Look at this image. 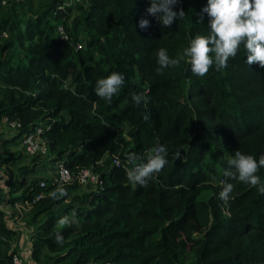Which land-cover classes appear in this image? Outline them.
Here are the masks:
<instances>
[{"label":"trees","instance_id":"obj_1","mask_svg":"<svg viewBox=\"0 0 264 264\" xmlns=\"http://www.w3.org/2000/svg\"><path fill=\"white\" fill-rule=\"evenodd\" d=\"M2 1L0 121L18 126L0 134L7 174H0V200L5 191L7 203L29 204L28 257L40 264H180L189 253L190 264H264V195L236 180L224 215L211 184L224 178L236 150L264 155V68L247 65L241 45L225 69L204 77L191 73L187 57L156 72L159 48L176 59L192 38L209 34L206 13L199 22L207 0H180L186 16L169 28L147 13L149 0H38L33 7L31 0ZM141 18L148 28L140 29ZM114 71L125 83L109 103L94 88ZM132 93L147 103L135 105ZM39 123L51 157L18 163L23 154L6 145ZM158 144L168 147L164 169L147 187L130 183L128 156L143 163ZM177 150L181 158L173 159ZM46 160H62L72 171L90 166L100 182L80 192L74 181L40 186L45 177H27ZM257 175L264 181V168ZM58 189L67 195L52 199ZM205 189L213 193L201 196ZM73 210L78 223L58 228ZM5 218L0 207V264H12L14 229Z\"/></svg>","mask_w":264,"mask_h":264},{"label":"clouds","instance_id":"obj_2","mask_svg":"<svg viewBox=\"0 0 264 264\" xmlns=\"http://www.w3.org/2000/svg\"><path fill=\"white\" fill-rule=\"evenodd\" d=\"M149 2L147 13L155 17L164 28L171 27L174 21H180L186 16L183 8H178L180 0H149ZM204 13L209 18V34L207 36L198 34L192 38L190 46L185 48L183 54L176 59L170 58L166 49L159 48L156 51L159 65L156 68L157 74H162L169 66L179 65L187 57L191 73L197 77H204L213 67L217 71L225 69L229 59L236 57L241 45L246 52L247 65L256 63L264 68V0H207V5L201 10L199 18L201 23ZM149 26L148 19L139 20L140 29ZM124 83V74L114 71L107 77L98 78L94 91L98 98L110 103ZM131 99L137 106L142 101L144 103L148 101L144 94L132 93ZM145 119H148V116H145ZM168 155L167 145L161 144L148 151L143 163H137L141 157L134 153L130 154L127 159L133 166L126 169L127 180L141 187H147L168 163ZM180 158L181 152L177 150L173 154V159ZM261 168H264V155L257 160L252 155L236 150L228 159V168L223 172L225 180L222 182V190L218 198L227 205L234 189V184L229 181L236 180L256 188L261 195H264V181L257 175ZM49 195L52 199H57L66 196L67 193L64 189H58ZM77 223L75 210L57 221L58 228L70 227ZM55 243L59 246L65 243L60 231L55 232ZM13 264H21V261L13 257Z\"/></svg>","mask_w":264,"mask_h":264},{"label":"rangeland","instance_id":"obj_3","mask_svg":"<svg viewBox=\"0 0 264 264\" xmlns=\"http://www.w3.org/2000/svg\"><path fill=\"white\" fill-rule=\"evenodd\" d=\"M74 1L82 2V0H65V2L67 4H72ZM37 2H38V0H31L32 7ZM6 4L7 3L2 1L0 3V9L3 8ZM18 12H21V11L18 10ZM126 128L127 127L125 126V129ZM15 132H16L15 127H11V126L7 125L5 122L0 121V134L1 135H4V136L11 135ZM6 148H8L10 150H13V149L20 150V152L23 155L17 159L18 163H27L31 159V155H27L22 151V146H21L20 140L16 141V143H13V144H7ZM0 153L4 154L2 152L1 147H0ZM45 155H46V158L51 157L50 153H46ZM45 155H43L42 158ZM35 160H37L39 162L40 159L35 158ZM54 163H55V161H50V160H46L45 164L37 163L34 167L35 168L34 172L32 173V175H29L27 178H30L32 176L39 177V178L45 177L46 175L48 176L50 171H51V168L54 165ZM9 166L12 170H14L15 164H11ZM5 170L6 169L4 168V165H0V174L2 176L7 175L5 173ZM224 180H225V177L224 178L221 177L219 180H217V181L214 180L211 183L214 187H216V191L218 192V194L222 190V182ZM229 182L234 184V188L236 187V181H229ZM3 187L5 190L6 187L5 186H3ZM92 187H93V185L88 184V183L81 184V185L79 184L76 187L75 191L80 192V191L86 190L87 188H92ZM212 193H213V191L211 189H205L202 192L201 196L205 197V196L212 194ZM6 197H7V195L4 191L2 194V198L0 200V207L3 209L4 215L6 216V218H5L6 225L8 227L14 229V234H12V237L9 239L10 243H9L8 252H18L22 256V258L24 260V264H40L36 261H32L28 257V254H29L28 238L30 235L31 226L25 222V216H26V213L28 211L27 204L25 203V201H22V200H15L12 203H7ZM220 205H221L222 213L224 215H228L229 210L227 208V205H225L223 201L220 202ZM195 232H197V228H196ZM191 261H192L191 255L189 253H187L184 256L182 262H180V264H190Z\"/></svg>","mask_w":264,"mask_h":264},{"label":"built area","instance_id":"obj_4","mask_svg":"<svg viewBox=\"0 0 264 264\" xmlns=\"http://www.w3.org/2000/svg\"><path fill=\"white\" fill-rule=\"evenodd\" d=\"M56 32L59 38L65 40L67 39V34L65 33L63 27L61 25L56 26ZM80 44H78L79 46ZM1 121L5 122L7 125L11 127L18 126V122L14 120H7L3 118ZM45 125L42 123L37 124L34 126L33 129L26 131L21 135L20 142L22 146V151L27 155H39L43 156L47 153V143L45 139L41 136L42 128ZM112 163L117 164V158L112 157ZM76 182L77 184H94L99 183L100 180L98 178L97 172H94L90 166L80 167L75 171L70 170L62 160L55 161L53 167L49 175L45 176V179H40L38 181V185L45 186L50 184L52 186H59L63 184H67L70 182ZM41 194L40 191L34 194V198L38 197ZM27 206L29 204L25 201ZM10 259L13 264V257L18 258L21 261V264H24V260L22 256L18 252H9Z\"/></svg>","mask_w":264,"mask_h":264}]
</instances>
